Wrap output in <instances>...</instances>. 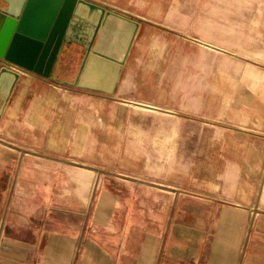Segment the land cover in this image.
I'll list each match as a JSON object with an SVG mask.
<instances>
[{"label": "crops", "instance_id": "0c3cea01", "mask_svg": "<svg viewBox=\"0 0 264 264\" xmlns=\"http://www.w3.org/2000/svg\"><path fill=\"white\" fill-rule=\"evenodd\" d=\"M90 1L139 20L140 32L142 15ZM219 1L222 22H232L231 4L239 22L252 4L253 22H264V0ZM137 36L112 94L0 59L19 73L0 115V264H264L263 165L225 161L208 109L192 111L190 130L181 111L159 115L150 136L154 116L123 96ZM262 127L241 125L246 138Z\"/></svg>", "mask_w": 264, "mask_h": 264}, {"label": "rangeland", "instance_id": "374dc122", "mask_svg": "<svg viewBox=\"0 0 264 264\" xmlns=\"http://www.w3.org/2000/svg\"><path fill=\"white\" fill-rule=\"evenodd\" d=\"M101 1L128 7L144 17L123 78L128 82L123 96L140 102L136 104V114L154 116L150 136L159 129V115L174 118L181 111L183 130H190L192 111L198 108L195 115L199 117L208 109L213 117L215 146L222 148L225 161L237 165L245 160L261 163L264 180V22H253L255 4L241 6L249 12L248 22L238 21L236 4H231L232 22H222L219 0ZM79 54L63 58L64 74L55 75L68 80L67 72L71 80ZM118 113L126 112L120 108ZM97 121L104 126L103 118L98 117ZM248 121L263 124L254 138H246L241 128ZM222 122H226L225 128L220 126ZM170 125L174 130V123L167 121ZM252 146L262 150L263 155L249 154L247 147ZM156 155L152 150V159H157ZM172 158L167 155L168 162ZM138 177L142 178L141 174ZM260 201L264 207V182Z\"/></svg>", "mask_w": 264, "mask_h": 264}, {"label": "water", "instance_id": "95a60500", "mask_svg": "<svg viewBox=\"0 0 264 264\" xmlns=\"http://www.w3.org/2000/svg\"><path fill=\"white\" fill-rule=\"evenodd\" d=\"M139 29V20L90 0H0V59L60 84L112 94ZM77 53L73 78H58L60 60ZM18 76L0 65V115Z\"/></svg>", "mask_w": 264, "mask_h": 264}, {"label": "flooded vegetation", "instance_id": "af4514ba", "mask_svg": "<svg viewBox=\"0 0 264 264\" xmlns=\"http://www.w3.org/2000/svg\"><path fill=\"white\" fill-rule=\"evenodd\" d=\"M69 22H76L75 20L73 19H70ZM71 30H73L74 28H76V25L75 24H69ZM81 47V46H80ZM79 64H77V67H78ZM64 66H65V62L64 60H60V62L57 64L56 66V69L54 71V74L57 72V73H61V74H64ZM77 69V68H76Z\"/></svg>", "mask_w": 264, "mask_h": 264}]
</instances>
